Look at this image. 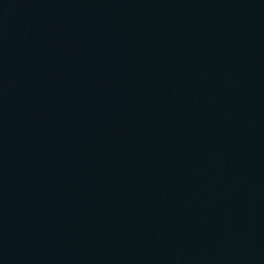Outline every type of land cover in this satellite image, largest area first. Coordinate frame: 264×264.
I'll return each instance as SVG.
<instances>
[{"label":"water","instance_id":"95a60500","mask_svg":"<svg viewBox=\"0 0 264 264\" xmlns=\"http://www.w3.org/2000/svg\"><path fill=\"white\" fill-rule=\"evenodd\" d=\"M0 264H264V0H0Z\"/></svg>","mask_w":264,"mask_h":264}]
</instances>
